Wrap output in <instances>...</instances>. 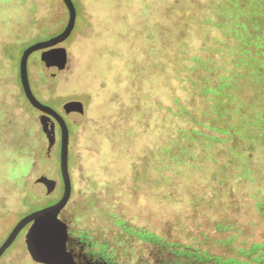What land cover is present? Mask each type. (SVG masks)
I'll return each instance as SVG.
<instances>
[{
	"label": "rangeland",
	"instance_id": "obj_1",
	"mask_svg": "<svg viewBox=\"0 0 264 264\" xmlns=\"http://www.w3.org/2000/svg\"><path fill=\"white\" fill-rule=\"evenodd\" d=\"M72 1L75 26L55 46L66 64L46 74L39 49L27 67L68 126L71 195L58 218L78 235L76 264H94L78 240L98 252L119 235L151 240L124 248L144 264L175 249L246 259L240 249L264 242V0ZM67 18L62 0H0V243L62 194L59 127L26 100L18 63ZM42 177L56 181L47 194ZM26 230L0 264H42Z\"/></svg>",
	"mask_w": 264,
	"mask_h": 264
},
{
	"label": "water",
	"instance_id": "obj_2",
	"mask_svg": "<svg viewBox=\"0 0 264 264\" xmlns=\"http://www.w3.org/2000/svg\"><path fill=\"white\" fill-rule=\"evenodd\" d=\"M68 13L65 26L58 33L26 46L21 52L18 63V75L23 94L28 103L44 114L46 118H52L57 123L60 132L59 138V171L62 182V194L55 202L31 211L23 215L11 228L7 236L0 243V257L4 251L11 245L17 234L28 225L25 235V245L30 257L42 264H75L72 257L66 250V225L58 218L59 212L67 204L71 195V181L68 170V143L69 131L66 120L54 108L40 102L34 95L28 78L27 59L28 56L36 50H44L45 73L53 76L60 70L67 61L66 51L63 48H55L62 43L72 32L75 26L76 9L72 0H62ZM78 112V119H82V103L78 101H70ZM65 111L66 108L63 107ZM47 151L55 141L54 130L48 133ZM47 183V191L51 192L56 181L41 178Z\"/></svg>",
	"mask_w": 264,
	"mask_h": 264
},
{
	"label": "flooded vegetation",
	"instance_id": "obj_3",
	"mask_svg": "<svg viewBox=\"0 0 264 264\" xmlns=\"http://www.w3.org/2000/svg\"><path fill=\"white\" fill-rule=\"evenodd\" d=\"M64 220L67 224L66 250L72 257L73 262L76 264L79 259L77 255V246H74V243L76 242V238H78V235L75 234L74 232L75 230L73 229L69 221L66 219V217H64ZM25 227H28V225H26ZM139 238L140 239L137 242L134 238L132 239L131 242H128V239H125L123 236H120V235L115 236L114 237V241H116L115 245H111V244L102 245L99 248L98 252L95 251L96 244L91 246V243L89 242L90 245L88 247H91V248L89 249L87 247V249H83L82 244H87V241L78 240L80 243L82 242V244H79V247H80L79 253H81L84 257L89 258V260H92L94 264H118V263L120 264L121 262L125 264H144V260L143 262H140L138 261V259L136 260L133 259L135 247L137 244L140 243L141 240L150 241V242L151 240H147V237L144 235L140 236ZM120 246L123 247L121 248L122 253H120V249H118L120 248ZM133 246H134V252L131 256L127 258L124 248L126 249L129 247L133 248ZM94 253L96 257L91 256ZM173 253L175 255L174 257H168L164 259L163 261H161L160 264H222L217 259H228L229 257H231V256L223 257L220 255L202 253L195 249H192V250L175 249ZM146 264H151V261H147Z\"/></svg>",
	"mask_w": 264,
	"mask_h": 264
},
{
	"label": "trees",
	"instance_id": "obj_4",
	"mask_svg": "<svg viewBox=\"0 0 264 264\" xmlns=\"http://www.w3.org/2000/svg\"><path fill=\"white\" fill-rule=\"evenodd\" d=\"M28 45V44H27ZM29 105V104H28ZM31 107V106H30ZM261 137L264 140V129L260 132ZM29 150L22 149V155L18 158V161L15 162L16 170L24 172L26 168L27 161L22 160L21 158H27L29 156ZM15 169H12L14 171ZM27 199V198H26ZM25 199V200H26ZM36 202V201H32ZM35 210L36 207L32 208ZM240 252L246 259H238L237 257L231 256L228 259H217L222 264H264V242L253 243L247 250L240 249Z\"/></svg>",
	"mask_w": 264,
	"mask_h": 264
}]
</instances>
